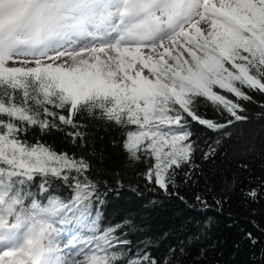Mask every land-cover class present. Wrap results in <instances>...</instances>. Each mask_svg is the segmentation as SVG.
<instances>
[{
  "label": "snow or ice",
  "instance_id": "obj_1",
  "mask_svg": "<svg viewBox=\"0 0 264 264\" xmlns=\"http://www.w3.org/2000/svg\"><path fill=\"white\" fill-rule=\"evenodd\" d=\"M249 92L264 95V0H0V264H161L127 250L116 234L127 221L101 228L92 217L102 201L89 160L30 133L83 143L85 118L114 124L129 162L171 194L196 167L190 121L218 134L204 152L214 156L248 119ZM202 103L229 118H203ZM53 180L72 197L50 192ZM259 192L242 190L253 201Z\"/></svg>",
  "mask_w": 264,
  "mask_h": 264
},
{
  "label": "trees",
  "instance_id": "obj_2",
  "mask_svg": "<svg viewBox=\"0 0 264 264\" xmlns=\"http://www.w3.org/2000/svg\"><path fill=\"white\" fill-rule=\"evenodd\" d=\"M253 102L243 101V115L248 119L236 122L231 135L221 139L214 156L204 157L208 146L218 134L203 125L190 121L193 139L198 143L189 169L192 177L177 181L169 193L149 184L142 173L145 163H131L123 148L124 129L85 118L84 142L75 143L63 132L53 130L30 133V142L37 140L56 152L83 156L92 165L89 178L96 184L99 200L93 201L92 217L99 215L101 228L127 225L117 235L130 241L128 251H148L163 264H264V95L249 92ZM198 115L223 123L227 113H219L206 103ZM43 178L36 176L31 191L37 198ZM51 192L70 199L73 190L53 180ZM257 188L255 201L244 192ZM200 196L201 201L196 200ZM219 201V204L217 203ZM46 202V201H45ZM251 232L258 243L247 238ZM184 248L172 253L170 249Z\"/></svg>",
  "mask_w": 264,
  "mask_h": 264
},
{
  "label": "rangeland",
  "instance_id": "obj_3",
  "mask_svg": "<svg viewBox=\"0 0 264 264\" xmlns=\"http://www.w3.org/2000/svg\"><path fill=\"white\" fill-rule=\"evenodd\" d=\"M66 239V237H63L62 238V241H61V246L63 247V240Z\"/></svg>",
  "mask_w": 264,
  "mask_h": 264
}]
</instances>
